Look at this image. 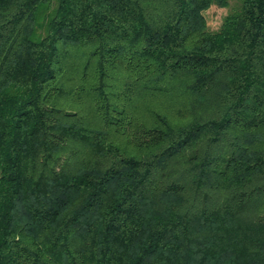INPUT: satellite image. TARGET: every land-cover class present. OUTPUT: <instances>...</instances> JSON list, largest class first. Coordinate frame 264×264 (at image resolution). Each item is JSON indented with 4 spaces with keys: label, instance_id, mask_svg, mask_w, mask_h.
<instances>
[{
    "label": "trees",
    "instance_id": "obj_1",
    "mask_svg": "<svg viewBox=\"0 0 264 264\" xmlns=\"http://www.w3.org/2000/svg\"><path fill=\"white\" fill-rule=\"evenodd\" d=\"M0 0V264H264V0Z\"/></svg>",
    "mask_w": 264,
    "mask_h": 264
},
{
    "label": "rangeland",
    "instance_id": "obj_2",
    "mask_svg": "<svg viewBox=\"0 0 264 264\" xmlns=\"http://www.w3.org/2000/svg\"><path fill=\"white\" fill-rule=\"evenodd\" d=\"M229 2L230 5L228 8H222L214 5L205 11L204 16L211 30H218L227 14L240 5V0H229Z\"/></svg>",
    "mask_w": 264,
    "mask_h": 264
}]
</instances>
